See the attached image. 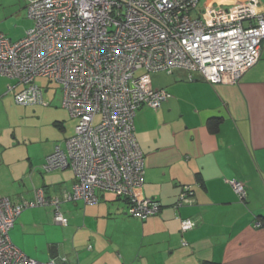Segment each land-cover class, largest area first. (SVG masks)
<instances>
[{
  "label": "crops",
  "instance_id": "1",
  "mask_svg": "<svg viewBox=\"0 0 264 264\" xmlns=\"http://www.w3.org/2000/svg\"><path fill=\"white\" fill-rule=\"evenodd\" d=\"M238 1L244 0H201V5ZM0 80L6 95L20 87L14 79L0 75ZM151 82L171 97L135 116L145 153L144 183L135 192L158 202L160 211L136 218L125 199L99 192L97 203L61 204L67 226L54 221L52 205L25 209L10 231L12 242L41 262L55 259L50 250L56 248L61 264H264V44L259 61L236 84L189 81L182 70L155 72ZM44 90L49 105L30 107H42L39 112L50 115L54 130L34 140L0 127V196L15 203L34 200L39 188L48 198L61 196L76 183L71 169L42 168L56 146L75 134L69 135L71 116L62 101L54 105ZM4 96L0 91V99ZM233 179L245 183V201L228 183ZM184 186L192 188L195 201L176 209ZM186 218L195 226L183 232Z\"/></svg>",
  "mask_w": 264,
  "mask_h": 264
},
{
  "label": "built area",
  "instance_id": "2",
  "mask_svg": "<svg viewBox=\"0 0 264 264\" xmlns=\"http://www.w3.org/2000/svg\"><path fill=\"white\" fill-rule=\"evenodd\" d=\"M33 20L25 36L12 41L0 32V75L15 79L10 88L17 104L49 105L38 77L61 86L62 106L77 120L75 134L57 145L42 168L71 169V191L48 198L43 188L35 199L15 203L0 196V264H59L26 255L10 231L27 208L52 205L54 221L67 226L63 202L97 203L99 192L125 199L128 214L147 219L161 205L139 199L145 153L135 135V116L144 106L159 108L171 97L155 89L147 73L185 71L187 79L212 85L238 83L260 59L264 44L261 0L225 7L202 6L201 0H27ZM145 71L137 76L138 71ZM99 117V120L97 118ZM241 201L244 182L228 180ZM184 186L175 208L194 203ZM195 226L181 220L183 232ZM255 221V227H261ZM91 248V246H89Z\"/></svg>",
  "mask_w": 264,
  "mask_h": 264
},
{
  "label": "rangeland",
  "instance_id": "3",
  "mask_svg": "<svg viewBox=\"0 0 264 264\" xmlns=\"http://www.w3.org/2000/svg\"><path fill=\"white\" fill-rule=\"evenodd\" d=\"M33 25V20L28 18L26 0H0V32L12 41L22 39L26 34V29ZM145 71H138L137 76L144 74ZM153 73H147L151 79ZM16 82V80L14 79ZM36 83L42 87L48 88V95L53 99L54 105L60 107L62 101L61 86L49 79L38 77ZM21 87L18 88L20 90ZM0 91L5 95L0 99V127L6 131L12 129L20 134H26L28 138L40 139L46 133L54 130L50 123V115L41 114L39 109L42 107H30L17 104L14 97L6 95L7 85L5 81L0 80ZM51 101V100H50ZM36 110V111H35ZM99 120V117L97 118ZM11 123V124H10ZM77 125V120L71 118L68 128L71 130L69 135H73V130ZM10 127V129H9ZM75 133V132H74ZM9 137H12L9 132Z\"/></svg>",
  "mask_w": 264,
  "mask_h": 264
},
{
  "label": "water",
  "instance_id": "4",
  "mask_svg": "<svg viewBox=\"0 0 264 264\" xmlns=\"http://www.w3.org/2000/svg\"><path fill=\"white\" fill-rule=\"evenodd\" d=\"M50 253H51V256L55 258L59 264H61L62 257L59 256L60 252L56 248H53L50 250Z\"/></svg>",
  "mask_w": 264,
  "mask_h": 264
},
{
  "label": "trees",
  "instance_id": "5",
  "mask_svg": "<svg viewBox=\"0 0 264 264\" xmlns=\"http://www.w3.org/2000/svg\"><path fill=\"white\" fill-rule=\"evenodd\" d=\"M205 264H213V263H209V262H207V263H205Z\"/></svg>",
  "mask_w": 264,
  "mask_h": 264
}]
</instances>
